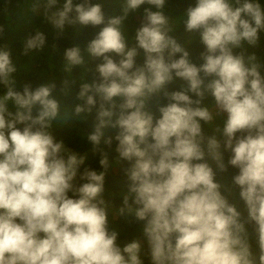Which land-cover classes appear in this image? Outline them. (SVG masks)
I'll return each mask as SVG.
<instances>
[{"label":"clouds","instance_id":"clouds-1","mask_svg":"<svg viewBox=\"0 0 264 264\" xmlns=\"http://www.w3.org/2000/svg\"><path fill=\"white\" fill-rule=\"evenodd\" d=\"M57 3L56 37L98 29L59 77L0 46V264H264L261 0Z\"/></svg>","mask_w":264,"mask_h":264},{"label":"trees","instance_id":"trees-1","mask_svg":"<svg viewBox=\"0 0 264 264\" xmlns=\"http://www.w3.org/2000/svg\"><path fill=\"white\" fill-rule=\"evenodd\" d=\"M102 2L106 16L113 14L118 8V0H102ZM193 2L194 0H176L177 9L174 15H179ZM35 4L36 0H0V28L3 29L0 34V46H8L12 52L14 63L22 66L18 80L24 78V71L27 70L29 79L33 83H40L47 80L49 74L59 77L63 51L76 43L83 47L98 29L89 27L74 36L73 30L66 28L61 37H56L55 30L45 18L43 5L41 4V7L34 12ZM62 4L63 0H58L57 5L50 10V13L57 11L62 7ZM261 4L264 7V0H261ZM143 7L139 11H142ZM136 26H138V16H131L126 21L125 28L131 34L132 29ZM37 30L43 32L47 38L44 50L31 57L21 56L23 39L34 34ZM53 45L56 46L55 51H53ZM262 45H264V38H262ZM38 73L44 74L40 80H37ZM65 132L69 136L74 134L71 129H67Z\"/></svg>","mask_w":264,"mask_h":264}]
</instances>
